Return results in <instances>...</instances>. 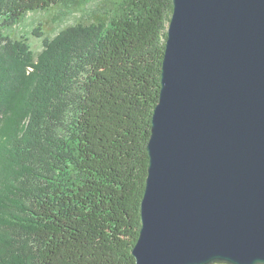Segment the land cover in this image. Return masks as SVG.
Returning a JSON list of instances; mask_svg holds the SVG:
<instances>
[{"label":"trees","instance_id":"obj_1","mask_svg":"<svg viewBox=\"0 0 264 264\" xmlns=\"http://www.w3.org/2000/svg\"><path fill=\"white\" fill-rule=\"evenodd\" d=\"M90 1L108 20L37 56L0 36V264H136L174 5ZM76 2L0 0V19Z\"/></svg>","mask_w":264,"mask_h":264},{"label":"water","instance_id":"obj_2","mask_svg":"<svg viewBox=\"0 0 264 264\" xmlns=\"http://www.w3.org/2000/svg\"><path fill=\"white\" fill-rule=\"evenodd\" d=\"M136 264H264V0H173Z\"/></svg>","mask_w":264,"mask_h":264},{"label":"rangeland","instance_id":"obj_3","mask_svg":"<svg viewBox=\"0 0 264 264\" xmlns=\"http://www.w3.org/2000/svg\"><path fill=\"white\" fill-rule=\"evenodd\" d=\"M110 10H98L90 0H78L47 12L31 13L22 21L0 19V36L10 39L24 38L31 52L37 56L62 30L81 22L95 21L98 15L108 20ZM108 23V21H107Z\"/></svg>","mask_w":264,"mask_h":264}]
</instances>
